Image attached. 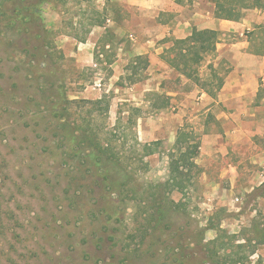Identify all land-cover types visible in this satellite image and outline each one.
<instances>
[{"label":"rangeland","instance_id":"obj_1","mask_svg":"<svg viewBox=\"0 0 264 264\" xmlns=\"http://www.w3.org/2000/svg\"><path fill=\"white\" fill-rule=\"evenodd\" d=\"M242 2L234 15L249 13ZM125 15L113 0H0V264H264L261 162L229 146L207 168L199 148L184 186L170 178L176 139L161 131L183 128L200 147L221 131L168 94L220 83L210 56L189 77L167 51L151 76ZM251 132L245 150L264 149L256 121Z\"/></svg>","mask_w":264,"mask_h":264},{"label":"crops","instance_id":"obj_2","mask_svg":"<svg viewBox=\"0 0 264 264\" xmlns=\"http://www.w3.org/2000/svg\"><path fill=\"white\" fill-rule=\"evenodd\" d=\"M113 1L121 3L126 13L121 23L123 32L130 37L131 52L147 58V70L154 77L162 78L163 72L160 70L169 66L163 55L169 51L174 39L187 38L195 27L218 31L215 50L206 54L202 60L203 63L210 56L207 68L214 71L211 78L221 83L208 86L213 88L214 94L198 84L181 99L178 92L169 91L168 94L172 102H180L189 106L188 109L191 107L188 110L191 118L205 114L206 117L211 116L222 122L221 131L207 132L203 147H200L208 162L207 168L214 165L218 156H227L229 146L238 150L236 156L243 153L244 158H249L251 155L250 161L264 165L261 154L264 149H256V146L252 149L251 146L245 150V144L253 142L251 131L254 121L264 135V10L259 7L244 8L249 12L247 15L237 13L238 18L231 19L216 15L218 0ZM257 10L261 15L255 13ZM223 63L229 65L227 71L224 75L216 74L218 66L222 67ZM152 85L155 84L146 80L141 82L144 91L150 90ZM187 113L179 112L173 119L177 128L183 124ZM179 129H175L171 135L165 134V130L161 131V136L172 137L175 141ZM218 136L226 139V144L219 148L212 143ZM241 143L244 145L241 146Z\"/></svg>","mask_w":264,"mask_h":264},{"label":"trees","instance_id":"obj_3","mask_svg":"<svg viewBox=\"0 0 264 264\" xmlns=\"http://www.w3.org/2000/svg\"><path fill=\"white\" fill-rule=\"evenodd\" d=\"M232 1L233 0H218L216 15L218 17L237 19L238 16L233 13V6L231 5ZM241 1H243L241 4L242 8L259 7L264 10V0ZM218 34V31L213 29H197L195 27L191 35L187 38L174 39L173 45L169 49L170 52L174 53L173 57L169 58L171 64L177 71L186 76H192V72H196L195 74H197L199 72L198 66L202 63L204 56L215 50ZM136 62L138 64H141L142 62H145V65L149 64L146 57H137ZM136 68H138V65H136ZM208 92L214 94L215 91H213L212 88H209ZM157 142L159 141L144 144L146 155H151L157 152L154 148V145L157 144ZM199 148L200 144L193 140L192 136L189 135L185 129H179L169 163L170 178L173 182V186L182 188L184 186V181L186 180L184 176L194 169L198 170L199 167L195 158L199 154ZM119 172L120 171H118V173Z\"/></svg>","mask_w":264,"mask_h":264}]
</instances>
